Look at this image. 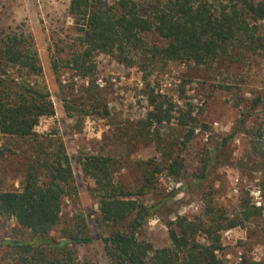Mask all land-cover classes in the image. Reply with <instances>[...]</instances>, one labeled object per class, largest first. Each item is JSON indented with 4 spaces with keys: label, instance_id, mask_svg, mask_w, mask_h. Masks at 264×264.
<instances>
[{
    "label": "rangeland",
    "instance_id": "374dc122",
    "mask_svg": "<svg viewBox=\"0 0 264 264\" xmlns=\"http://www.w3.org/2000/svg\"><path fill=\"white\" fill-rule=\"evenodd\" d=\"M70 3L71 0H0V30L19 29L30 35L43 68L42 75L29 78L19 76L17 67L9 68V73L17 81L40 82L49 89L55 116L43 118L36 132L60 136L73 168L62 223L52 237H60L63 228L75 229L77 221L83 219L94 242L78 245L80 262L111 264L101 239L115 230L127 231V224L112 226L101 221L96 184L83 172V158L111 157L115 181L136 193L143 183L145 163L153 160L164 166L173 155L185 160L186 176L176 180L163 172L153 189L137 196L148 206L158 207L138 238L155 248L169 246L168 224L177 216L201 217L212 200L214 207L232 218L239 213L242 201L250 200L262 208V214L244 226L222 231L220 256L228 264H264V155L255 150L253 137L264 119L262 108L254 106V100L264 95V52L236 51L202 66L172 60L157 62L146 71L140 64L130 68L109 55L96 54V74L82 78L65 65L83 50L82 33L70 14ZM148 8L144 5L146 13ZM147 39L163 44L152 36ZM54 62L58 72L53 69ZM90 87L96 88L93 93L87 91ZM151 90L153 94L166 95L175 107V119L159 127L158 139L154 137L155 127L150 135L138 128L154 108ZM188 113L198 117L195 136L190 141L180 125L181 117L186 120ZM225 139L228 142L223 144ZM34 144L32 138L0 133V190L20 189ZM206 159L211 165L207 179L200 182L195 175ZM187 181L190 186L186 188ZM30 235L15 220L0 218V242L29 239ZM199 241L207 243L204 236ZM8 253L7 247L0 246V264H10Z\"/></svg>",
    "mask_w": 264,
    "mask_h": 264
},
{
    "label": "trees",
    "instance_id": "16d2710c",
    "mask_svg": "<svg viewBox=\"0 0 264 264\" xmlns=\"http://www.w3.org/2000/svg\"><path fill=\"white\" fill-rule=\"evenodd\" d=\"M144 5L149 6V13L144 11ZM70 14L76 18L82 33L83 50L74 54L65 65L82 78L96 74V54L109 55L130 68L140 64L146 71L149 65L157 62L172 60L202 66L236 51L245 54L264 52V0H150L148 3L140 0H71ZM148 36L162 40L163 44L150 43ZM12 67L18 68L19 76L26 75L27 78L43 73L30 35L19 29H2L0 133L21 139L32 138L35 144L20 189L0 190V218L15 220L30 232V238L2 240L0 246L9 249L10 264H93L89 261L81 263L78 256V245L94 242L83 219L77 221L75 229L63 228L60 237L51 235L62 223L63 202L70 194L73 168L60 136L36 132L43 118L55 116L49 89L40 82L17 81L9 73ZM53 69L58 72L55 62ZM95 89L90 87L87 91L93 93ZM153 93L151 90L154 108L138 128L142 127L150 135V130L155 127L154 137L158 139L159 127L175 119V107L166 95ZM254 106L261 107L264 116V95L254 100ZM197 122L198 117L190 113L186 120L181 117L180 125L186 130L187 141L194 138ZM142 130L140 136L144 134ZM253 137L255 150L264 155V119ZM226 142L228 139L223 144ZM169 158L164 166L153 160L145 163L143 183L136 193L125 190L115 181L111 157L88 155L83 158L82 170L96 184L101 221L112 226L127 224V231L115 230L101 239L110 263L228 264L220 256L223 250L221 232L244 226L262 214V208L251 204L250 200H243L239 213L232 218L214 207L212 200L207 202L201 217L177 216L176 221L168 224L169 246L155 248L138 238L141 228L158 207L148 206L137 196L153 189L157 176L163 172L176 180L186 176L185 160L173 155ZM210 165L209 159L204 160L195 175L196 180L207 179ZM189 186L190 181H187L185 187ZM201 236L206 239V244L199 241Z\"/></svg>",
    "mask_w": 264,
    "mask_h": 264
}]
</instances>
